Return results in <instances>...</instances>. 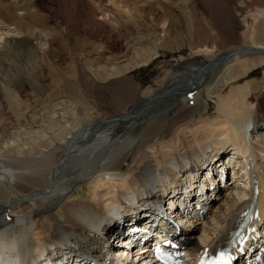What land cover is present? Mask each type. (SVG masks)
Segmentation results:
<instances>
[{
    "label": "bare ground",
    "instance_id": "6f19581e",
    "mask_svg": "<svg viewBox=\"0 0 264 264\" xmlns=\"http://www.w3.org/2000/svg\"><path fill=\"white\" fill-rule=\"evenodd\" d=\"M37 1L0 0V264H38L51 258L50 248L56 253L52 264H122L114 260L119 254L112 258L105 252L104 240L112 229L125 233L122 221L112 218L116 211L105 204L119 188L113 177L94 179L100 173L125 175L123 184L133 196L118 201L122 211L127 209L118 215L125 219L135 212L132 219L141 227L136 233L154 218L168 224L158 203L188 210L176 219L183 226L162 229L184 239L190 256L205 248L213 252L229 238L248 206L249 195L238 192L243 190L238 181L249 183L247 174L257 181L256 219L264 217L262 1L243 0L234 8L243 16L241 34L230 0H48L49 7ZM194 3L209 14L210 35L204 38L210 43L188 40L191 59L169 66L163 84L137 97L140 83L127 73L148 66L156 48L169 42V33L162 40L158 27L167 23L169 31H162L175 33L178 14L183 17ZM43 33L47 39L38 47ZM117 41H123V50H112ZM99 65L101 74L95 69ZM80 73L90 77L107 103V115L82 94ZM196 77L205 83L195 86ZM191 87L199 92L190 95ZM175 90L190 96L173 101ZM120 102L125 108L117 107ZM210 103L216 106L213 114ZM212 134L221 140L199 156L195 143ZM228 148L245 164L227 159V165L239 167L232 172V185L239 190L221 195V170L215 165L221 153L228 157ZM212 154L215 159L201 165ZM151 166L161 178L154 179ZM100 190L106 191L104 203L95 194ZM199 198L206 201L202 215L193 206ZM198 225L205 228L204 238L211 236L204 247L205 240L192 235ZM133 234L129 231L125 241ZM254 243L264 246L256 238ZM94 251L101 259L91 260Z\"/></svg>",
    "mask_w": 264,
    "mask_h": 264
},
{
    "label": "rangeland",
    "instance_id": "374dc122",
    "mask_svg": "<svg viewBox=\"0 0 264 264\" xmlns=\"http://www.w3.org/2000/svg\"><path fill=\"white\" fill-rule=\"evenodd\" d=\"M36 1L37 0H35V2ZM241 1H243V0H230V6L233 7V16L236 19V21L238 22V25H239L238 28H239V33L240 34L242 32L240 30L242 29V22H243V18L242 17L243 16L241 17L240 14H237L235 12L236 9H234V8L236 6L237 7L240 6L239 2H241ZM260 1H262V6H264V0H260ZM37 3L40 4V5H42V6H47V7L50 6L49 5L50 2L48 0H38ZM246 13H247V15L249 14V17H250V15H253L254 12H250V13L249 12H246ZM246 13H244L245 14L244 15L245 17H247ZM178 16H181V18H180L181 22L179 23L180 25H178V27L176 28V32L175 33L173 31H172V33L171 32H167V31H169V29L168 30L166 29L167 28V23L164 25V27L160 26L156 30L157 34H159V36H160V38L162 40L163 39H166V38L168 39V33H169L170 38H169L168 41L170 43L168 42L167 45L163 49L156 48V51L154 52L155 54L153 55V60L148 64V66H140L136 70L129 71L127 73L128 76H131V77L137 79L139 81V83H140L139 89L137 90L138 91L137 92V97H141L142 95H144V93H147V91L155 90V89L158 88V86H160L161 84H163L165 82V80L167 79L168 75H169V72H170V70L168 69L169 66L175 65L180 60L191 59V56L194 53V49L189 46V44H188L189 41L188 40H190L192 38V40L195 41V42L197 40H201L203 42H206V44L207 43H210V39L204 38L205 37L204 35H207L208 37L210 35V33H209V25H210L209 24L210 23L209 22V18L210 17H209V14H208L207 11H205L202 8H200V6L197 3H194L189 8H187V11L185 12V15H183V17H182V15L180 13L178 14ZM184 22H185V24H184ZM247 22L249 24H251L250 20L248 21V19H247ZM162 30H164V31L167 30V31L166 32H163ZM216 30L218 31V29H216ZM187 32H189V33H187ZM175 35L178 38L176 44L179 45V47L181 46L179 48V50L172 49L176 45L175 44L176 37H174ZM187 35H188V38H187ZM40 36H41L40 37L41 40L38 37L39 39L37 40L36 43H38V47H43L42 45L45 43L44 40L47 39V37H46V35L44 33L41 34ZM198 36L201 39L200 38H197ZM239 41H240V39H237L236 42H239ZM173 44H174V46H173ZM201 44H204V43H201ZM111 47H112V50L119 51V50H123L125 46H124L123 41H117V42L111 43ZM99 66L100 67L97 66L95 68L96 70H98L97 73L103 67V65H99ZM102 72L103 71H100L99 74H101ZM80 74L82 75V76L81 75L79 76V80L81 82V85L83 86V88H82V94H84V95L87 94V97L89 96L88 99L90 101H93L95 103L96 107H98V109H96L98 111V113L107 115L108 114L106 112L107 111V108H108L107 107V103L103 100V98L100 96V94L96 91L94 85L92 84V81H91L90 77L89 76H86V75H83L82 73H80ZM64 77H65L66 80L69 79L66 76H64ZM82 77H84V78H82ZM197 79L198 78L196 77V79L194 80L195 81V83H194L195 86L198 85L197 83H200V86H201L203 83H205L204 81H206V80H203V81L201 80V82H200V80H199V82H198ZM191 88H193V90L187 92L190 95H194L192 93L194 91H195L194 93L199 92V88H196V90H195V87H191ZM185 89H186V91L188 90L187 88H185ZM185 89H182V90L185 91ZM174 92L176 93L175 94L176 97L174 96V98L171 99L173 101L177 97H178V100H180L183 97L190 96V95H187V94L182 95L181 92H180V90H175ZM169 102L170 101H168L167 103L169 104ZM214 106H215L214 104L210 103V111H209L210 114H213L215 112L216 106L215 107ZM117 107L119 109H123V108H125V104H123V103L121 104V102H120V105L117 106ZM249 107H248V109L250 111H253L254 110V106H251L250 105ZM213 135H216V134H212V137H213ZM210 137L207 138L208 140L207 139L206 140H203L202 143H200V144L195 143V145H194L195 147L194 148H195L196 151H198V155L199 156H201L202 154H204L205 148L207 150V153H209L210 152L209 146H211L214 142H219L221 140V138L219 139V136H217V135L214 136L213 138H210ZM246 139H247L246 141H250L251 138L249 137V139H248V137H247ZM226 147H231V146H226ZM228 149H230V148H228ZM227 151L228 152H226V154L228 155V159H231L232 156H233V159L231 161L234 160L235 162H237V160H236V157H237L238 158V161L240 163L245 164L244 163L245 162L244 159L240 158V156L237 154L238 152L236 153V151L234 149L233 150L230 149V151L229 150H227ZM214 155H215V153H214ZM214 155L212 154L211 157L212 156L213 157L206 159L205 161H203V163L201 165H209L208 163L215 159ZM207 156H208V154H207ZM221 163L224 164V161H221ZM247 163H250V165H251L250 168L257 169V164H256L255 161L249 160V161H247ZM229 165L233 166L232 164H228V166ZM223 167H224V165H223ZM151 168H152V171H153L152 172V175H154V179L155 180H157V178H161L162 177L163 174H161V172H158V170L156 171V167H154V166L152 167L151 166ZM159 170H161L160 167H159ZM234 170L235 169H233V171ZM155 174H156V176H155ZM240 175H243L244 176L245 173L244 172L243 173H240ZM181 176L182 175L179 174V177H181ZM199 176L200 177L198 179L202 180L203 174H199ZM105 177H106V179H105ZM110 177H113L114 178L112 180V183H114V184L116 183L119 189L117 188L118 190H116L114 192L113 198L111 200H109V201H106L105 204H107L106 207H109V208L111 207L113 209V213L116 211V214L115 215L117 216L122 211V209L119 208L118 201L121 200V199H123V198H124L123 200H126V199L128 200V198H130V197L133 196L132 195V192L133 191L128 190V188H127L128 185L126 186V184H123V183H128V182L125 181L126 180V177L121 172H117L115 175H112V174L102 175L101 173L94 175V179H97L98 182H101V181H104V180L105 181H108V179ZM182 178L184 179L185 178V175L182 176ZM186 178H188V176ZM213 178L215 179V177H213ZM198 179H196L194 181V183H199L198 182ZM188 180L191 181V179H189V178H188ZM232 180L226 181V184L223 183V185L226 186V190H225V187L223 188V186H222L221 188H223L224 190H221V192H220L221 195H228L229 192H231V191L232 192H234V191L237 192L239 190V189H237V187L234 188V186L232 185ZM245 181H246V179H245ZM216 182H217V180H216ZM238 182L241 184V186L243 188V190L240 189L238 192H240V191L241 192H244L245 191L244 189L247 186V184H246L247 181L244 182V180H242V181H238ZM200 184L202 185L201 182H200ZM236 184H238V183H236ZM240 184H239V186H240ZM244 184L246 186H244ZM241 186H240V188H241ZM88 189L90 190L91 189V186L89 188H85L86 192L88 191ZM125 189H126V191L128 190V192L124 191ZM149 189H150V186L148 187V190ZM153 189L154 188L152 187V189H150V190H153ZM99 193L100 194L103 193V194L100 195ZM105 193H106L105 190H100L99 192L95 193L96 195H98V197H100V200H102L103 203L106 200V199L104 200V198H102ZM128 193H129V196H128ZM245 195H247V194H245ZM212 197L215 199L214 196H212ZM234 198L237 199L236 196ZM242 202H243V200L240 203L242 204ZM263 202H264V200H263ZM131 205H134V202ZM125 211H127V209L126 210L123 209L122 212H125ZM235 213H236V211H235ZM208 214H210L209 211H208ZM141 216L143 217L144 216V213H141ZM134 217H136V216H134ZM203 229H205L203 227V225L196 226V228L194 229L192 235H193V237H195L197 239L202 237L203 238V241L205 240V242L202 243L201 245H203V247H204L209 242V239L211 238V236L209 237V239H206L207 237L204 238L205 235H203V234H206V233L204 232ZM114 250L116 252H118L121 249L114 248ZM92 254H93V255H91L92 258L90 257L92 261L97 260V259H101V257H102L101 255H99V252H97V251H94ZM117 255H118V253L117 254H113L112 257H116ZM43 259H44V261H43ZM43 259H42L43 264H45V263L48 264L47 263L48 262V259L47 258H43ZM55 263L56 264H60V263H58V261H56ZM51 264H52V261H51Z\"/></svg>",
    "mask_w": 264,
    "mask_h": 264
},
{
    "label": "water",
    "instance_id": "95a60500",
    "mask_svg": "<svg viewBox=\"0 0 264 264\" xmlns=\"http://www.w3.org/2000/svg\"><path fill=\"white\" fill-rule=\"evenodd\" d=\"M208 69L204 70V71H207ZM201 71V70H200Z\"/></svg>",
    "mask_w": 264,
    "mask_h": 264
}]
</instances>
